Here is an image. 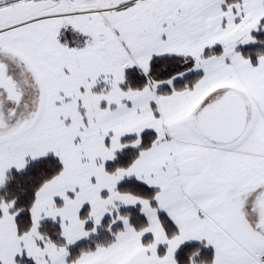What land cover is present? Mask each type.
Masks as SVG:
<instances>
[{
  "label": "snow or ice",
  "instance_id": "snow-or-ice-1",
  "mask_svg": "<svg viewBox=\"0 0 264 264\" xmlns=\"http://www.w3.org/2000/svg\"><path fill=\"white\" fill-rule=\"evenodd\" d=\"M0 264H264V0H0Z\"/></svg>",
  "mask_w": 264,
  "mask_h": 264
}]
</instances>
